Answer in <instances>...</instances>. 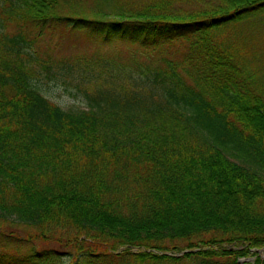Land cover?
Segmentation results:
<instances>
[{
    "label": "trees",
    "instance_id": "16d2710c",
    "mask_svg": "<svg viewBox=\"0 0 264 264\" xmlns=\"http://www.w3.org/2000/svg\"><path fill=\"white\" fill-rule=\"evenodd\" d=\"M58 27L124 51L53 58ZM8 217L61 247L16 264H264V0H0Z\"/></svg>",
    "mask_w": 264,
    "mask_h": 264
},
{
    "label": "rangeland",
    "instance_id": "374dc122",
    "mask_svg": "<svg viewBox=\"0 0 264 264\" xmlns=\"http://www.w3.org/2000/svg\"><path fill=\"white\" fill-rule=\"evenodd\" d=\"M76 38L78 39V43L71 44L70 42L74 41L73 35L64 29V27H58L57 29L49 28L45 30L39 46L43 53L51 54L53 58L57 59H75L77 57L92 58L97 55L117 56L120 51H124L123 48L118 47L119 44L110 46L96 42L89 43L88 38L79 33L76 34ZM71 89L72 88L56 80L43 83V92L63 108L75 107L78 105L84 107L86 104L84 97L81 95L77 97L72 96L69 92ZM29 234L35 235V230L31 226L21 223L13 217L0 219V251L6 252L2 259L4 264H16L19 258H22L31 250L41 251L49 248H61L59 244L54 241H45L41 239L25 241ZM254 253L264 257V251H255ZM253 255L240 258L241 264H246L247 262L254 263L256 256Z\"/></svg>",
    "mask_w": 264,
    "mask_h": 264
}]
</instances>
